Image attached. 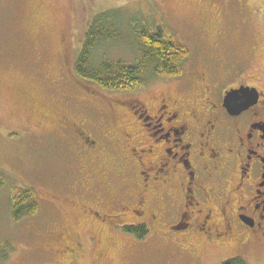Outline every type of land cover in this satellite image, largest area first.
I'll use <instances>...</instances> for the list:
<instances>
[{
    "label": "rangeland",
    "instance_id": "374dc122",
    "mask_svg": "<svg viewBox=\"0 0 264 264\" xmlns=\"http://www.w3.org/2000/svg\"><path fill=\"white\" fill-rule=\"evenodd\" d=\"M245 1L0 0V169L10 178L0 187V244L9 241L14 247L1 264L52 262L47 256L57 246L55 238L76 232L86 241L94 235L100 239L96 247L88 244L78 264H220L223 256L236 251L234 244L202 247L193 260L156 230L140 241L121 228L88 222L76 183L90 171L63 122L87 117L104 138L102 160L118 163L126 154L124 143L110 142L105 135L120 137L125 110L116 105L108 119L105 105L129 98L153 101L162 91L182 94L179 77H156L131 90H110L79 77L77 53L97 12L120 7L137 25L174 34L190 52L185 78L199 67L216 72L223 67L233 77L250 59L253 72H264V0H250L248 6ZM224 32L221 45L216 35ZM102 50L109 59L127 62L139 56L129 30L123 40L110 47L105 44ZM96 169L102 186L114 192L134 177L124 168L107 175L102 167ZM95 184L96 180L94 189ZM12 185L35 189L39 203L35 215L13 219ZM249 255L254 264H264L263 245L251 247Z\"/></svg>",
    "mask_w": 264,
    "mask_h": 264
},
{
    "label": "flooded vegetation",
    "instance_id": "af4514ba",
    "mask_svg": "<svg viewBox=\"0 0 264 264\" xmlns=\"http://www.w3.org/2000/svg\"><path fill=\"white\" fill-rule=\"evenodd\" d=\"M224 35H216L221 45ZM249 64L233 77L223 67L218 72L199 67L189 78L183 70L176 76L180 95L162 91L153 101L129 98L105 105L108 119L116 105L125 110L120 137L105 135L124 143L126 154L118 163L102 160L104 138L87 117L63 122L90 171L76 183L88 222L123 231L127 226L156 230L193 260L202 247L234 244L236 251L219 263L254 264L249 250L264 246V72H253ZM238 89L243 90L228 101ZM245 103V108L231 109ZM96 167L106 170L100 171L104 175L126 169L134 176L131 185L116 192L102 186ZM148 235L134 236L144 241ZM55 242L47 256L52 262L46 264H78L89 245H100L98 235L86 241L77 232Z\"/></svg>",
    "mask_w": 264,
    "mask_h": 264
},
{
    "label": "trees",
    "instance_id": "16d2710c",
    "mask_svg": "<svg viewBox=\"0 0 264 264\" xmlns=\"http://www.w3.org/2000/svg\"><path fill=\"white\" fill-rule=\"evenodd\" d=\"M131 31L137 43L139 56L135 62L109 59L103 46H113ZM189 49L174 34H166L159 27L154 30L147 25H137L123 8H109L94 14L85 32L83 45L75 61L76 74L110 90H131L141 87L156 77H176L182 74L189 58ZM10 183V178L0 169V187ZM11 214L15 221L33 216L38 212L36 191L29 186L12 185ZM125 232L138 238L148 235L146 227L127 226ZM11 242L0 244V264L13 252ZM246 264L242 260H229L226 264Z\"/></svg>",
    "mask_w": 264,
    "mask_h": 264
},
{
    "label": "water",
    "instance_id": "95a60500",
    "mask_svg": "<svg viewBox=\"0 0 264 264\" xmlns=\"http://www.w3.org/2000/svg\"><path fill=\"white\" fill-rule=\"evenodd\" d=\"M243 89H238V90H234V91H232V92H230V94H229V96L227 97V100L229 101L230 99L232 100V98H236L237 96V92H240V91H242ZM253 93V92H252ZM251 93V96H256L254 93L252 94ZM255 98V97H254ZM247 105H246V103L245 104H243V105H241V106H234V105H232L231 106V109L232 110H240V109H242V108H245Z\"/></svg>",
    "mask_w": 264,
    "mask_h": 264
}]
</instances>
